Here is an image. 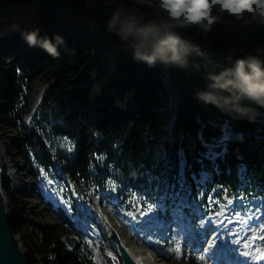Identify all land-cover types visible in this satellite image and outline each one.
Segmentation results:
<instances>
[{
    "label": "trees",
    "instance_id": "obj_1",
    "mask_svg": "<svg viewBox=\"0 0 264 264\" xmlns=\"http://www.w3.org/2000/svg\"><path fill=\"white\" fill-rule=\"evenodd\" d=\"M35 1L30 24L0 20V122L17 130L10 146L18 160L32 158L66 196L55 162L78 195L99 192L141 211L158 208L167 193L169 199L197 185L232 198L264 195V107L248 100L230 102L227 107L252 104L256 118L241 119L196 96L208 90L209 73L264 50V24L246 22L245 12L240 19L222 14L208 33L194 26L179 28L194 45L187 63L149 66L107 25L120 5L124 14L143 12L146 19L159 10L137 0ZM31 31L37 33L35 44L23 35ZM45 38L55 53L41 45ZM38 77L48 84L26 125L24 114ZM224 127L238 137L221 140ZM208 149L218 155L210 159ZM202 171L209 175L203 184L193 178ZM9 182L3 172L0 189L15 201L24 189ZM8 222L12 233L25 230L26 206L13 210ZM63 232L54 224L35 225L27 262L37 255L45 264L53 256L66 261L72 243L80 253L77 241L61 239Z\"/></svg>",
    "mask_w": 264,
    "mask_h": 264
},
{
    "label": "clouds",
    "instance_id": "obj_2",
    "mask_svg": "<svg viewBox=\"0 0 264 264\" xmlns=\"http://www.w3.org/2000/svg\"><path fill=\"white\" fill-rule=\"evenodd\" d=\"M159 10L156 15L145 18L146 13L129 11L125 13L122 5L118 6L108 22V29L115 31L121 39L128 40L135 58L149 66L157 61L164 64L183 66L193 48L190 39L182 36L179 28L195 27L208 33L218 23L222 14L229 13L240 19L247 12L246 22L264 24V0H252L247 8H238L236 0H137ZM162 13V14H160ZM24 38L29 44H35L36 31L27 32ZM59 39V38H58ZM41 45L55 53V45L47 38ZM264 50L240 56L234 65L219 73H209L208 90H200L196 96L205 103L214 104L222 111L235 113L241 119H255L256 112L252 104L264 107ZM216 89L221 90L222 95ZM223 100V104L221 103ZM248 100L251 105L232 101ZM2 202L7 203L6 193L0 189Z\"/></svg>",
    "mask_w": 264,
    "mask_h": 264
},
{
    "label": "rangeland",
    "instance_id": "obj_3",
    "mask_svg": "<svg viewBox=\"0 0 264 264\" xmlns=\"http://www.w3.org/2000/svg\"><path fill=\"white\" fill-rule=\"evenodd\" d=\"M35 6L36 1L35 0H26L24 2L20 1H8V0H0V20L1 22L5 23L8 18H10L11 22H21L24 23V25L30 24L35 16ZM20 20V21H19ZM21 61V60H20ZM24 63H21V67H24ZM41 79L38 77L37 81L35 83V88L33 90V93L31 94V101L35 94L36 89L43 85L44 89L46 88L48 83H44L40 81ZM28 121H24V123L27 125ZM17 130L14 127L9 126L8 124H4L0 122V176L6 174L9 178V186L13 187L16 182H18L20 176L27 172V170L35 171L36 164L33 162H26L23 160H18L15 154V150L13 147L10 146V140L14 136H16ZM238 134L234 133L229 129L228 127H224L223 130V136L221 140L223 139H234L237 138ZM213 144H210V146ZM209 151V158L213 159L216 155H218L217 152L208 149ZM213 165H215L213 163ZM41 173H37V177L40 176ZM208 173L207 172H201V175L198 177H193L194 180L199 181L200 183H203L205 179L207 178ZM26 181L28 182V185L25 187L24 194L19 195L16 197V200L14 201L9 197V195L6 193V195L10 198V202L7 203L9 207L11 208V213L13 210L17 208H22L23 206L27 207V222L28 225L25 230H21L19 232H16L15 235L18 236L16 238L17 243L21 247L22 251L28 252L31 249V245L35 243L34 237H32V227L34 225L43 224V223H51V224H57L62 225L63 229L66 230L65 225L63 224V221H60L58 218V214L55 213V210L48 208L47 204L45 203V199L39 198V192L37 191V180L36 177L33 175H28L26 178ZM188 188V187H187ZM163 192L162 194H164ZM201 193V192H200ZM168 194V193H167ZM217 191L211 190L207 193V195H214L216 197ZM261 198V197H260ZM258 199H255L253 201L257 202L260 201ZM184 199V198H183ZM225 199L228 200L227 197H220L219 200ZM237 203H239V199L233 202L232 207L236 208V216L239 217L240 215L244 216V210L243 205L237 206ZM111 201H106L105 203L101 204L103 209L108 213V215L111 217L113 223L116 224V227L118 229L122 228L124 229L128 235H131V227L130 222L128 219L121 220L120 216L116 214V208H113L111 205ZM221 205V202L218 203V206ZM253 206V205H252ZM259 209L262 210L264 213V206L260 207L258 205V209H254V212H257ZM250 210V209H249ZM137 212V211H136ZM136 216L137 213H132V215ZM137 220V219H136ZM101 234L105 235V231H103ZM153 238H157L156 235H152ZM64 236H62V239ZM106 235L103 239V243H106ZM108 246L110 247L109 243ZM103 251H108V247H104ZM154 252V250H153ZM152 252V253H153ZM166 255L168 256V259L165 260L167 264H197L196 260H192L191 257L185 256L182 260L177 261L175 259V252L174 249H170V247L167 248ZM157 260H160L159 257H155ZM161 261V260H160ZM164 261V260H163ZM195 261V262H193Z\"/></svg>",
    "mask_w": 264,
    "mask_h": 264
},
{
    "label": "bare ground",
    "instance_id": "obj_4",
    "mask_svg": "<svg viewBox=\"0 0 264 264\" xmlns=\"http://www.w3.org/2000/svg\"><path fill=\"white\" fill-rule=\"evenodd\" d=\"M44 90V86L41 85L39 86L36 91H35V94L32 98V101L29 105V108L28 110L26 111V113L24 114V121H29V119L31 118L33 112H34V109L35 107L37 106L39 100H40V97H41V94ZM8 197V196H7ZM2 200V198H1ZM10 202V198L8 197V200H7V203ZM4 207H5V211L7 213H9V211H11V208L9 207V205L7 203H4ZM106 225L108 227H110V221L107 219L106 221ZM115 233V236L118 240V243H119V246L121 245L124 250L128 253V255L133 259L135 260L136 264H167L165 262V260H167L168 258H164V259H160V260H157L155 258V255H154V252H153V247L149 244H145L143 245L142 243L138 242L137 240H135L132 235H128V233L126 231H116L114 232ZM16 238H18L17 235H15ZM109 238V236L107 237V239ZM110 245V248L115 251L116 250V244L115 242L113 244H109ZM153 252V253H152ZM115 255L118 256L117 252H115ZM117 260H118V264H121V261H120V258L117 257ZM164 260V261H163ZM192 260H194L192 258ZM195 262V261H193ZM36 262L34 261L33 264H35ZM191 264H194V263H191ZM197 264H202L200 262H197Z\"/></svg>",
    "mask_w": 264,
    "mask_h": 264
},
{
    "label": "water",
    "instance_id": "obj_5",
    "mask_svg": "<svg viewBox=\"0 0 264 264\" xmlns=\"http://www.w3.org/2000/svg\"><path fill=\"white\" fill-rule=\"evenodd\" d=\"M10 213L5 211L4 204L0 203V264H28L24 252L14 242V234L8 222ZM121 256L125 264H135L125 250L120 247Z\"/></svg>",
    "mask_w": 264,
    "mask_h": 264
},
{
    "label": "snow or ice",
    "instance_id": "obj_6",
    "mask_svg": "<svg viewBox=\"0 0 264 264\" xmlns=\"http://www.w3.org/2000/svg\"><path fill=\"white\" fill-rule=\"evenodd\" d=\"M236 2H243V0H236ZM257 259H259V257Z\"/></svg>",
    "mask_w": 264,
    "mask_h": 264
}]
</instances>
